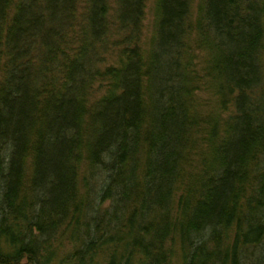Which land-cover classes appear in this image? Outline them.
Wrapping results in <instances>:
<instances>
[{"label": "trees", "instance_id": "16d2710c", "mask_svg": "<svg viewBox=\"0 0 264 264\" xmlns=\"http://www.w3.org/2000/svg\"><path fill=\"white\" fill-rule=\"evenodd\" d=\"M191 4L0 0V264H264V0H204L206 115Z\"/></svg>", "mask_w": 264, "mask_h": 264}, {"label": "rangeland", "instance_id": "374dc122", "mask_svg": "<svg viewBox=\"0 0 264 264\" xmlns=\"http://www.w3.org/2000/svg\"><path fill=\"white\" fill-rule=\"evenodd\" d=\"M85 1V0H83ZM88 0H86L87 2ZM115 1L116 0H110L111 2V17H113L116 14V6H115ZM145 1V6H146V10H145V15H144V22H143V35H142V39H141V46L144 52H147V50L149 49L151 40L153 39V36L155 35V27H156V4H157V0H144ZM203 4H204V0H192V4H191V13H190V21L189 23L192 24L191 27L193 28V34L191 37V56L196 57L194 64H195V73L200 77V79L202 78V83H200L199 86H201V89L199 91H197L196 93V100H197V104H198V112L200 113V115H206L208 113H212V112H217V107L215 105L216 103V98L211 90V87L206 86V83L208 82V77H207V72H206V68L208 67L207 63L209 61L208 58V53L206 51H204L203 48H200L199 45L196 44V40H197V32L195 30V25L196 22L198 20V18L200 17L201 14V9L203 8ZM87 5L84 6V8H86ZM83 12V11H82ZM195 30V31H194ZM116 42V40H112V44H110L111 46H109V49H107V53L104 56V65L102 67L106 68L107 66H110L111 64H114L116 62V60L118 59V52L115 50V48L113 47L114 43ZM189 49V50H190ZM117 52V53H116ZM103 87H100V85L97 86V92L96 95H94L93 100H90L91 103H94L95 101H97L99 98H101L103 95L106 94V92L108 91V87L107 84L104 83L102 84ZM222 118L224 120H227L228 117L230 116V114H221L219 113ZM194 157V162H193V166L196 167L199 161V157L198 156H193ZM255 251V249H250L249 251V255L247 256L246 259L249 260L248 264H253L252 262V253ZM251 252V253H250ZM254 254V253H253ZM252 256V257H251ZM176 264H179L180 262L175 259L174 260ZM182 263V262H181Z\"/></svg>", "mask_w": 264, "mask_h": 264}]
</instances>
